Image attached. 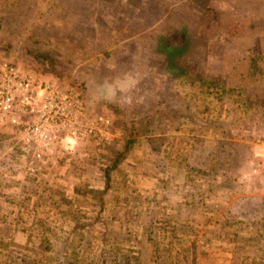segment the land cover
<instances>
[{
	"label": "rangeland",
	"instance_id": "1",
	"mask_svg": "<svg viewBox=\"0 0 264 264\" xmlns=\"http://www.w3.org/2000/svg\"><path fill=\"white\" fill-rule=\"evenodd\" d=\"M263 24L264 0H0V64L10 61L41 79L53 78L72 87L85 114L103 115L113 128L110 143L97 144L94 137L71 143L63 140L37 160L36 147L23 143L15 128L0 123V228L9 222L24 228L12 233L11 241L18 247L8 260L58 264L53 252L60 249L63 238L52 242L48 250L41 235H49L50 226L69 233L74 225L93 221L103 207L107 212L103 225L112 229L113 243L122 240L130 248L133 229L142 231L143 225L164 215L182 216L188 207L175 205L181 200L177 161H185V155L180 156L174 145L180 137L179 142L192 144L194 154L199 155L202 139L190 131L198 127L209 101L210 107L215 104L211 111H218L223 126L244 136L241 141L251 146L244 155L247 162L240 173V189L221 204L228 207L234 221L245 224L247 239L234 244V255L212 245L196 264H237L242 247L250 258L260 256L264 264V183L255 176H242L249 172L253 147L264 131V55L251 50L244 53L241 42L237 45L241 51L231 58L233 66L219 69L224 79L214 81L208 94L197 93L188 83L174 82L175 89L174 83L163 87L157 73L163 69L164 57L181 62L184 57L185 69L190 67L186 59H198L195 70L200 75L195 78L202 80L196 84L207 91L213 81L206 63L211 53L188 50L192 35L208 28L207 42L209 29L217 27L240 40L245 30L253 34ZM125 41L132 44L126 46ZM35 52L52 57L56 73L35 58ZM250 68H255L251 75ZM192 71L187 69L188 78ZM228 72L233 73L232 83ZM122 83L132 86L126 92H114V85ZM188 103L197 107L193 121L183 116L190 115ZM165 113L173 127L168 132H163ZM127 139L133 142L125 159L110 172L111 188L101 195L106 165L123 150ZM186 194L185 200L192 201L193 194ZM112 215L119 220L111 219ZM257 228H262L261 243L253 240ZM77 231L73 238L98 261L100 238L94 244L85 229Z\"/></svg>",
	"mask_w": 264,
	"mask_h": 264
},
{
	"label": "trees",
	"instance_id": "2",
	"mask_svg": "<svg viewBox=\"0 0 264 264\" xmlns=\"http://www.w3.org/2000/svg\"><path fill=\"white\" fill-rule=\"evenodd\" d=\"M185 44L184 42L183 45L185 46ZM34 54L35 58L46 62L51 72L56 73L55 60L52 57L45 53L35 52ZM253 69L255 68H250V75ZM201 80V78L195 77L186 78L184 83L191 85L193 90H197V93H211L209 89L211 85L215 86V82L208 83L206 86L208 90L205 91L202 90V86L196 84ZM227 92L232 94L233 91L224 90L222 93ZM203 100L207 101V97ZM208 104L209 101L204 108V116L200 119L202 123H197L198 127L190 131L194 136L202 139L199 155L194 154L195 149L192 144L186 143L185 147H180V137L179 140L176 137L177 143L174 145L178 148L180 156H183L181 154L185 155V161H177L178 171L181 170L180 176H182L178 181L181 187L179 193L181 200L175 205L184 204L188 207L187 211H184L182 216L170 214L164 215L165 218L157 217L154 223L143 225L142 231L133 229L132 248L120 243L122 240L119 243H113L112 229L103 225V223H107L105 215L107 212L104 207L100 208L93 221L74 225L69 233L62 228L56 232V227L50 226L49 235L44 233L41 236L45 240L43 243L48 246V250H52V242L63 238L60 249L52 251L57 256L58 264H196L198 256L212 245L235 254L234 244L245 242L247 239L244 232L245 224L240 220L234 221L233 215H229L227 212L228 207L221 204L228 203L240 189L239 176L247 162V157L244 155L248 152L247 150L251 149V146L241 141L245 138L244 136L232 134L229 128H225L220 121V116L211 111L215 110V105L210 107ZM187 108L190 115L183 116L187 121H193L197 107L188 103ZM231 136H234L236 141H232L233 138L228 139ZM132 142L133 139H127L123 150L115 153L106 165L105 188L100 192L101 195L107 193V190L111 188L110 172L117 169L125 159L129 144ZM160 152L158 150V153ZM186 192L193 194L192 201L185 200ZM218 199H220L218 201L221 202L220 204L212 202ZM208 202L211 203L208 204ZM59 212L62 213L63 210ZM62 217L66 218V215H62ZM111 219L119 220L116 215H112ZM100 224L103 226L101 227ZM78 227L86 230L91 239L90 242L95 244L96 238H100L101 249L98 250V261L91 251L84 253L85 247L81 248L78 245V240L73 238V234L78 232ZM18 230H24V228L11 222L0 228V264H12V260L8 259H11V252L18 246L11 241V237L12 233ZM261 231L262 228L256 229V232L259 233L253 239L255 243H261L260 238L263 235ZM84 254L86 256L83 257ZM250 255L242 247L239 256L236 257L239 259L236 263L261 264L263 261L258 255L253 258H250ZM41 256L44 259H49V255L42 254ZM250 260H254V262L251 263Z\"/></svg>",
	"mask_w": 264,
	"mask_h": 264
},
{
	"label": "built area",
	"instance_id": "3",
	"mask_svg": "<svg viewBox=\"0 0 264 264\" xmlns=\"http://www.w3.org/2000/svg\"><path fill=\"white\" fill-rule=\"evenodd\" d=\"M0 123L15 128L25 144L36 147L40 160L63 140L71 143L94 137L110 143L112 126L103 115L87 116L79 94L53 78L41 79L10 61L0 64ZM244 178L264 183V131L256 140ZM62 146V145H61Z\"/></svg>",
	"mask_w": 264,
	"mask_h": 264
},
{
	"label": "crops",
	"instance_id": "4",
	"mask_svg": "<svg viewBox=\"0 0 264 264\" xmlns=\"http://www.w3.org/2000/svg\"><path fill=\"white\" fill-rule=\"evenodd\" d=\"M211 18H213V17H211ZM211 28H213V27H211ZM211 28L209 29L211 40L204 42V37H207V33H208L207 29L208 28L199 29L197 34L192 35L193 37H192L191 43H189L188 50L194 51V52L206 51V52L211 53V58L207 59L206 63L212 69V71L210 73H208V75H210L209 77L213 81L220 82L219 81L220 79H224V76L221 77L223 74V70H219V69H223L225 67L228 68L230 66H233L232 64H230V63H233V61H231L232 60L231 58L234 59L235 53L241 51L240 46H237V45H240L241 42L244 44L243 50H242L244 53L251 50L254 52L255 51L258 52L259 56L264 55V24L262 27L258 28V30L253 32V34L250 30H245V34H243L241 36L240 40H239V37L235 39L233 33H229V31L224 32L223 30L218 29L217 27H216V29H213V31H212ZM126 42L127 41L124 42L126 46L132 44V42H130V43H126ZM152 59L154 60L155 57H152ZM166 59H165V57L162 58L163 69L160 72L159 71L157 72L163 78V81H162L163 87L168 86L171 83L173 84L174 82H180L181 84L184 83L185 79L188 78V76H187V69L188 68L193 69V71L191 72V74H192L191 77L194 78V77L200 75V73L198 75V71L195 70L196 67H198V65H200V60H198V59L191 58V59L187 60L185 58L186 59V65L190 66L187 69L184 68L185 67L184 66L185 63L183 62L184 57H181V59L183 60L182 61L183 63L180 61V59L177 60L176 58L167 59V60ZM226 62L228 64H226ZM227 71H228V69H227ZM232 74H233L232 72L227 73L228 82L230 79L231 80L234 79V77H232ZM121 81L124 82L123 78ZM232 82H234V81L232 80L231 83ZM131 86L132 85L125 86V83L114 85V92H116V91L119 93L126 92L129 90V88H131ZM173 88L174 89L176 88L175 83H174ZM214 93L215 92L213 91V94ZM227 93L229 94V92H227ZM216 103H218V102H216ZM215 113L217 115L219 114L217 110L215 111ZM219 116H221V115L219 114ZM168 118H169V115L167 113H165L163 115V125H164L163 126V132L164 131L168 132V131L173 130V127L170 125V120H168ZM0 126H2V125H0ZM6 128H8V127H6ZM151 128H150V131H152L154 129L153 127H151ZM175 136H177V135H174L173 138H175ZM230 138L234 139L232 141H236L234 136L233 137L231 136L228 139H230ZM169 143H171V145L174 144L171 141H169ZM179 146L184 147V146H186V144L179 142ZM254 148L255 147H253V150H254ZM239 178H240V176H239Z\"/></svg>",
	"mask_w": 264,
	"mask_h": 264
}]
</instances>
